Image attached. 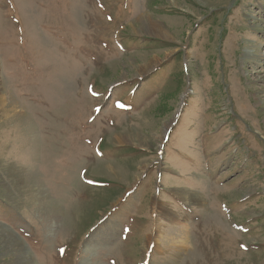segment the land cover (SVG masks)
I'll return each mask as SVG.
<instances>
[{"label":"rangeland","instance_id":"1","mask_svg":"<svg viewBox=\"0 0 264 264\" xmlns=\"http://www.w3.org/2000/svg\"><path fill=\"white\" fill-rule=\"evenodd\" d=\"M0 225V264H264V0H0Z\"/></svg>","mask_w":264,"mask_h":264},{"label":"bare ground","instance_id":"2","mask_svg":"<svg viewBox=\"0 0 264 264\" xmlns=\"http://www.w3.org/2000/svg\"><path fill=\"white\" fill-rule=\"evenodd\" d=\"M152 20H150L149 19V21H148V27L150 28V29H152L153 31H156V32H161L162 31V28L160 27V25L159 24H157V22H151ZM154 21V20H153ZM148 29V28H147ZM162 33V32H161ZM162 35V34H161ZM6 111H4L3 113H5ZM188 194V192L186 191V190H182L181 191V193H180V196H182V198L187 202L188 201V196H186ZM191 194V193H190ZM51 218H53L52 216H51ZM56 218V217H55ZM54 219V218H53ZM54 224V223H53ZM2 232H4L5 233V235H6V238H4V241L5 242H7V240H9V239H15V237H13L12 236V234L8 231V230H6L3 226H1L0 225V233H2ZM9 242V241H8ZM22 247V246H21ZM21 249V248H20ZM20 253L21 254H23V252H21L20 251ZM18 256H19V254H18ZM22 258L24 259V260H26L25 258H27L26 256H24V255H21L20 257H19V259L20 260H22Z\"/></svg>","mask_w":264,"mask_h":264},{"label":"snow or ice","instance_id":"3","mask_svg":"<svg viewBox=\"0 0 264 264\" xmlns=\"http://www.w3.org/2000/svg\"><path fill=\"white\" fill-rule=\"evenodd\" d=\"M97 111H99V110H97Z\"/></svg>","mask_w":264,"mask_h":264}]
</instances>
